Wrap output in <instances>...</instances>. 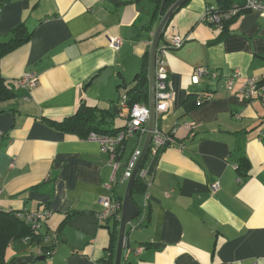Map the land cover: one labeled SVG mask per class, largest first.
<instances>
[{"label":"crops","instance_id":"obj_1","mask_svg":"<svg viewBox=\"0 0 264 264\" xmlns=\"http://www.w3.org/2000/svg\"><path fill=\"white\" fill-rule=\"evenodd\" d=\"M0 2V36L21 23L32 31L28 42L1 61L14 97L0 102V210H52L41 232L60 233L57 252L34 264H108L117 250L108 227L115 220H99L89 243L64 239V230L83 216L98 219L104 198L123 203L128 182L122 174L134 150L143 149L147 134L128 139L112 182L114 168L101 144L57 125L83 104L100 110L115 106L107 127L127 125L128 111L121 102L147 63L149 74L161 2ZM229 4L188 0L171 17L160 41L159 47L173 36L187 40L164 58L173 107L159 118L158 127L176 134L171 148L157 158L149 154L144 162L148 217L141 227L128 226L122 264H264V139L258 138L264 121V17L246 12L221 26L202 23L208 7ZM114 37L123 40L118 51L110 46ZM199 68L209 74L195 84ZM26 74L38 78L32 89L18 84ZM253 78L260 95L246 100L242 89ZM208 92L211 100L186 110L190 95ZM189 122L195 124L191 131L184 127ZM242 157L248 160L243 170ZM215 182L220 183L217 192L211 190ZM133 199L140 206L143 195ZM14 246L8 248L5 264L27 256Z\"/></svg>","mask_w":264,"mask_h":264},{"label":"built area","instance_id":"obj_2","mask_svg":"<svg viewBox=\"0 0 264 264\" xmlns=\"http://www.w3.org/2000/svg\"><path fill=\"white\" fill-rule=\"evenodd\" d=\"M1 8H0V17H1ZM245 12H257L262 17H264V0H244V4L240 7H234L230 10L219 11L214 7H208L203 14L201 21L204 24L211 26H221L225 22L234 20L241 14ZM186 38L181 36H173L167 39V42L164 46L158 48L156 56V69H155V110H156V126L153 131V140L150 147V154L157 158L160 155L162 150L171 148L174 143V136L176 130H173L171 133H163L158 127V120L161 117L167 115L173 107V96L169 89L170 84V74L166 68L165 64V55L169 49H178L181 48L186 43ZM123 40L119 37L111 38L110 46L115 51L120 50L122 47ZM209 70L207 68H199L195 71L193 76V83L198 84L200 78L204 75H208ZM216 77V74H212ZM38 83V78L34 74H26L19 81L22 87L32 89ZM242 93L246 100H251L252 98L259 96V82L256 78L248 79ZM203 99L211 100L213 98L212 93H207ZM200 98V100H201ZM127 98H124L121 102V105L128 111V123L116 136H101L95 133L90 134L88 140L97 141L101 144L102 150L109 155L110 163L114 168V173L112 177V182L116 181L118 171L120 169V163L118 160L119 157V148H121L124 142L137 134H147L148 125L150 119V109L148 105L136 103L132 107L126 106ZM195 126L194 123L189 122L185 123L184 127L189 131L193 130ZM258 138L264 139V121L260 126L258 132ZM184 147V145H182ZM142 150L136 149L132 153L125 171L122 174L121 180L123 182H128L132 177V173L136 167V164L141 156ZM139 175L144 180L147 177V171L141 169ZM108 189L111 191L112 186L108 185ZM220 189V183L215 182L211 185V190L217 192ZM149 199L150 195L148 191L143 195V202L140 205V214L134 220L130 226L137 228L145 223L148 217L149 211ZM102 210L97 214V217L100 221H108L113 218L120 220L122 212V202L109 196L101 200ZM52 216V210L49 208H43L34 212H26L20 214V217L24 220L25 223L31 226V228L39 232L42 229L43 221L49 219ZM26 242L29 239L25 240ZM31 241V239H30ZM60 242V233L58 232H48L41 237V241L36 243L35 247L38 250V256L50 257L56 254L57 245ZM143 248L139 249L138 252L142 251Z\"/></svg>","mask_w":264,"mask_h":264},{"label":"trees","instance_id":"obj_3","mask_svg":"<svg viewBox=\"0 0 264 264\" xmlns=\"http://www.w3.org/2000/svg\"><path fill=\"white\" fill-rule=\"evenodd\" d=\"M177 1L178 0H166L165 10L168 7H170L172 4H175ZM160 2L161 5L159 6V8L163 5L164 0H160ZM227 2L230 4L225 8L223 7H219V8L214 7V8L218 9L219 11H224V10L226 11L234 7H240L244 4V0H227ZM229 22H232V20L227 21L224 24H228ZM31 36H32V31H29L25 23H21L18 26H16L14 29L10 31L8 35L0 36V102L7 101L14 97V93L12 89L7 85L6 80L3 78L1 74V61L5 55L16 49L21 44L28 42ZM164 38L165 36L162 38V40H164ZM136 82L137 85L128 92V96L126 97L127 98L126 106L128 108L132 107L136 103H141L145 105L149 104L148 63L145 65V70L138 75ZM205 94L207 93L190 95L189 100L186 102V110L191 111L196 107L202 105L203 103L209 101L207 99L201 98ZM114 107L112 106L107 110L105 109L100 110L97 107H90L83 104L82 106L79 107L78 111L74 114V116L65 120L61 124H58L57 127L63 131L78 134L83 139H88L90 134L92 133L101 136H116L122 130V128L110 129L107 127V125L110 124L115 117L114 114L115 109H113ZM121 107L124 108L122 105ZM127 141L128 140H126L123 146L119 148L120 155L118 157V160H120L121 155H123L124 146ZM163 151L164 150H162L160 154ZM149 154L150 152L148 153V156ZM247 165H248L247 158L242 157L239 159V168L241 170H243L244 166L247 167ZM142 169H144V165ZM146 190H147L146 181L143 178H141L140 175L138 174L133 188L132 199L135 197V195H144ZM116 199L122 202V200L118 198ZM136 205L140 207L137 203ZM20 214H24V213H20ZM20 214L14 212H4L0 210V264H5L6 252L8 248L16 241H21L26 246H35L36 243L41 241V237L44 235L41 232L42 229L39 232L34 231L30 225L24 222V220L20 217ZM110 220H115V225L113 227L108 226L111 230L110 232L112 238V247L114 249L116 248V245L118 243L120 220L117 218H113ZM141 226H143V224ZM27 239H29V241L26 242L25 240ZM114 251L115 250H113V254L111 255L110 259L107 261L108 264L115 263Z\"/></svg>","mask_w":264,"mask_h":264},{"label":"water","instance_id":"obj_4","mask_svg":"<svg viewBox=\"0 0 264 264\" xmlns=\"http://www.w3.org/2000/svg\"><path fill=\"white\" fill-rule=\"evenodd\" d=\"M188 0H178L168 12L164 14L165 2L161 7L160 15L162 16V21L155 33L151 52H150V67H149V109H150V119L148 125V133L146 136L145 144L142 149L141 156L136 164V167L132 173V177L128 181V186L126 194L122 203V212L120 217V227L118 235L117 250L115 256L114 264H122L123 253L125 249V242L127 236L128 226L136 220L140 214V209L132 199V193L137 176L142 169L144 162L150 151L151 143L153 140V131L156 126V110H155V69H156V56L158 52V47L161 39L165 36V31L169 20L174 15V13L182 7ZM128 116V115H127ZM99 219L95 216L87 215L80 217L72 221L68 227L64 230V239L70 240V242L84 241L89 243L95 238L98 229ZM45 256H28L16 259L12 264H34L37 262L46 261Z\"/></svg>","mask_w":264,"mask_h":264},{"label":"rangeland","instance_id":"obj_5","mask_svg":"<svg viewBox=\"0 0 264 264\" xmlns=\"http://www.w3.org/2000/svg\"><path fill=\"white\" fill-rule=\"evenodd\" d=\"M133 142L134 141H132L131 143H130V147H129V151L134 147V145H133ZM22 248L23 250H22V253H25V255H27V256H25V257H28V256H38V250H37V248L35 247V246H26L25 244H23L21 241H16L15 242V246H14V248L15 249H17V248ZM51 257H48V260L50 259Z\"/></svg>","mask_w":264,"mask_h":264}]
</instances>
